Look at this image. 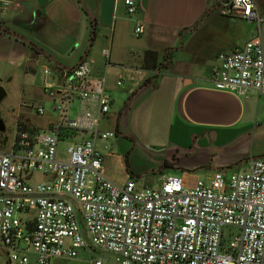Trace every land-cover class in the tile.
<instances>
[{
    "label": "built area",
    "instance_id": "obj_1",
    "mask_svg": "<svg viewBox=\"0 0 264 264\" xmlns=\"http://www.w3.org/2000/svg\"><path fill=\"white\" fill-rule=\"evenodd\" d=\"M123 2L134 14L135 1ZM222 4L223 14L255 22L256 32L217 54L213 87L264 96V14L255 0ZM20 6L0 0V14ZM143 29L136 24L134 35ZM101 54L108 66L109 48ZM43 70L42 92L56 117L43 127L16 122L0 149V264H50L79 250L91 254L86 264H264V155L245 172L214 170L193 184L169 174L158 187L117 185L96 146L115 136L99 128L111 105L105 74L92 75L85 59ZM46 112L34 106L37 116ZM60 142L68 144L64 159L57 157ZM36 172L41 179H33Z\"/></svg>",
    "mask_w": 264,
    "mask_h": 264
},
{
    "label": "crops",
    "instance_id": "obj_2",
    "mask_svg": "<svg viewBox=\"0 0 264 264\" xmlns=\"http://www.w3.org/2000/svg\"><path fill=\"white\" fill-rule=\"evenodd\" d=\"M19 1L20 7L0 14V29L19 34L57 60L69 54L79 60L92 25L101 23L92 42H108L109 65L103 58L104 74L109 67L139 71L124 89L126 100L103 124L111 129L116 120L118 136L113 143L127 148L132 142L127 155L145 157L143 167L133 164L132 168L127 161V169L162 172L168 168L161 178L180 175L191 184L198 170L204 169L210 178L214 170L249 168L252 158L264 155L257 143L264 135V96L218 90L211 80L217 54L244 43L236 42L235 35L245 19L223 14L222 0H134L132 15L123 0H115L107 25L100 19L102 0ZM136 24L144 28L139 37L133 33ZM103 27L110 33L106 41ZM35 46L0 30V73L1 67L20 65L31 57L52 63ZM147 51L155 53L145 56ZM124 52L130 62L119 66L125 62ZM99 142L107 140L96 142L104 163L115 155L105 151L106 145L100 148ZM116 157L123 161L122 156ZM104 174L117 185L130 180L127 175L116 178L106 169Z\"/></svg>",
    "mask_w": 264,
    "mask_h": 264
},
{
    "label": "rangeland",
    "instance_id": "obj_3",
    "mask_svg": "<svg viewBox=\"0 0 264 264\" xmlns=\"http://www.w3.org/2000/svg\"><path fill=\"white\" fill-rule=\"evenodd\" d=\"M258 5L259 11L264 14V0H255ZM255 22H250L247 20L239 22V30L235 35L236 42H245L248 38L252 37L255 34L254 32V24ZM100 26L101 23H100ZM100 26H94L96 29V39L99 35ZM104 32L103 40H107L109 38V31L106 27L102 28ZM90 36L88 38L89 42ZM95 39V40H96ZM88 42L84 45V50L88 45ZM108 46V42H91L89 47L87 56L85 57V61L90 65L92 69V75H104L103 70V57H102V49ZM83 50V51H84ZM68 58H62L61 61L58 60L63 66L68 67V65L73 66L77 63L78 60L74 56H67ZM32 59L28 58V60L20 65H7L5 67H1L2 71L0 73V78L2 79V84L6 90V96L0 102V117L3 119L5 123V131L2 132L5 134L6 138H9L12 130H14V126L16 122H18L23 127H34L35 125L39 127H43L48 120H52L56 117V114H51V108L53 103L49 101L44 92L41 91L42 84L44 81V65H46L45 58L40 57V59ZM42 58V59H41ZM130 56L124 52L123 62L119 66H124L128 64V59ZM134 59L131 58V61ZM130 62V61H129ZM35 68V72H29L27 70H32ZM139 71L134 70H126L123 68L117 69L116 67H109L106 72V92L110 95L111 105L109 109V113L112 114L113 110L119 105L122 104L123 101L126 100L125 91L130 85L133 79H136L135 75H137ZM119 80L121 82L120 85H116V81ZM109 86H112L109 87ZM109 87V88H108ZM47 93V91H46ZM43 105L45 106L47 112L42 116H37L34 113V106ZM108 113V114H109ZM74 115V113H71ZM111 120V116L102 117L100 120V130H108L115 133V136L112 139L107 140V142H99V147L105 149L106 152H110L115 156L106 160L103 163V168L107 170L108 173L114 175L116 178H121L127 175L130 180L135 181L136 185L139 187H158L160 184L162 172L168 173V168H163L162 172L159 169L153 168H142L143 164L146 162L144 156L140 154H135L134 152L130 153L131 144L129 146H124L122 144L116 145L112 140L118 136L116 135V120L114 121V125L111 129L107 128V125H103L106 121ZM107 123V122H106ZM34 125V126H33ZM2 136L0 135V149H6L8 146L7 142L2 145L1 140ZM258 144L262 149H264V135L261 136L257 140ZM68 144L66 142H60L58 144V158L64 159L66 158L65 148ZM125 152L122 155V152ZM103 151V152H105ZM122 156L121 162H119L120 158L116 156ZM116 157V158H115ZM127 161L130 162L132 168L134 165H142L141 169L144 170H132V168L127 169ZM132 163V164H131ZM134 164V165H133ZM125 166V168H124ZM242 166V165H241ZM241 169H224L223 171L229 173L231 171L241 170L245 172L248 170L247 167H239ZM42 176L40 173L36 172L33 174L34 180L41 179ZM137 179V180H136ZM206 171L204 169L198 170L196 175L190 179V181L196 182L198 180H207ZM191 183V184H193ZM224 233H228V236L234 235L237 232L235 228H224ZM90 253L85 250H79L78 256L76 258L66 259L56 257L50 260V264H86L87 259L90 257Z\"/></svg>",
    "mask_w": 264,
    "mask_h": 264
},
{
    "label": "water",
    "instance_id": "obj_4",
    "mask_svg": "<svg viewBox=\"0 0 264 264\" xmlns=\"http://www.w3.org/2000/svg\"><path fill=\"white\" fill-rule=\"evenodd\" d=\"M114 1L115 0H102L101 1V10H100V19H101V22L105 25L109 24L111 22V19H112V13H113V7H114ZM95 26V25H94ZM92 27L91 29V33H90V39H89V42H88V45L87 47L85 48L82 56L80 57V59L78 60V62L75 64V66L81 62L82 60L85 59V57L87 56V53H88V50H89V47L91 45V42L93 40V37L95 36L96 34V29L95 27ZM1 31H4L6 33H9L11 36H15L18 40L22 41L23 43L25 44H29L31 46H35L32 42L26 40L24 37L20 36L19 34L17 33H11L9 32L8 30L6 29H3L1 28L0 29ZM36 50L40 51L41 53H43L45 56H47V58L53 63L55 64L56 66H59V67H62L63 65L53 56L51 55L48 51L44 50V49H41V48H37L35 46ZM6 96V90L2 84V79L0 78V102L1 100ZM5 131V123L3 121V119L0 117V132H4ZM260 156H256L254 158H258ZM253 159V158H252Z\"/></svg>",
    "mask_w": 264,
    "mask_h": 264
},
{
    "label": "trees",
    "instance_id": "obj_5",
    "mask_svg": "<svg viewBox=\"0 0 264 264\" xmlns=\"http://www.w3.org/2000/svg\"><path fill=\"white\" fill-rule=\"evenodd\" d=\"M94 25H92V27H93ZM35 51V50H34ZM36 52V51H35ZM155 52H152V51H147V52H145V56L147 55H149V56H153V55H151V54H154ZM0 135L3 137L2 138V140H1V144L2 145H4L6 142H7V140H8V138H6V136H5V134L4 133H1L0 132Z\"/></svg>",
    "mask_w": 264,
    "mask_h": 264
}]
</instances>
